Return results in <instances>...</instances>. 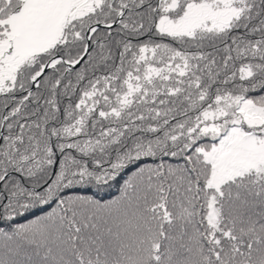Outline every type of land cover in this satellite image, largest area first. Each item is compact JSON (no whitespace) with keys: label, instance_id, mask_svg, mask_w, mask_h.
Segmentation results:
<instances>
[{"label":"snow or ice","instance_id":"snow-or-ice-1","mask_svg":"<svg viewBox=\"0 0 264 264\" xmlns=\"http://www.w3.org/2000/svg\"><path fill=\"white\" fill-rule=\"evenodd\" d=\"M0 264H264V0H0Z\"/></svg>","mask_w":264,"mask_h":264},{"label":"trees","instance_id":"trees-1","mask_svg":"<svg viewBox=\"0 0 264 264\" xmlns=\"http://www.w3.org/2000/svg\"><path fill=\"white\" fill-rule=\"evenodd\" d=\"M141 39H142V40H147L148 37H147V36H144V37H142ZM67 103H68V98H66V97H65V98H62V101H61V105H62V107H63L64 105H66ZM145 162H146V163H151L152 161H151V160H147V161H145ZM133 170H134V169H133ZM128 174H129V173L126 172V173L124 174V177H122L121 180H120L117 184L113 185L111 189L106 190V192L102 194L105 200L113 199V198H115L116 196L119 195V191H118L119 183H122V179H123V178H126V176H127ZM47 210H49V209L46 208L45 211H47ZM41 214H43V213H42V212H39V211H37V212L35 213V215H41ZM33 218H34V216H29V217H28V219H33ZM18 222L23 223V222H26V221L21 220V221H18Z\"/></svg>","mask_w":264,"mask_h":264}]
</instances>
